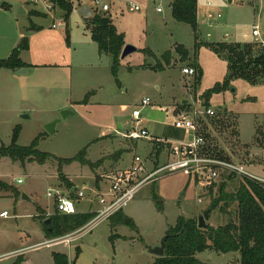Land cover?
Returning <instances> with one entry per match:
<instances>
[{"label": "rangeland", "instance_id": "rangeland-1", "mask_svg": "<svg viewBox=\"0 0 264 264\" xmlns=\"http://www.w3.org/2000/svg\"><path fill=\"white\" fill-rule=\"evenodd\" d=\"M70 1L74 10L66 21L63 11L53 7L48 0H0V5L13 7L11 12L0 7V27L55 25L65 45L67 35L71 38L72 31L76 36L81 31L91 33V23L78 12V8L88 7L94 14L108 17L117 33L124 37V48L131 45L136 51L118 61L121 92L115 101L117 107L98 108L87 102L56 111H42L38 105L23 108L11 88H0V147L12 143L14 130L19 127L18 145L28 147L42 137L37 147L41 152L58 159H71L85 151L86 159L96 167L56 159H48L45 164L29 160L15 162L9 158L0 160V181L16 189V193L3 191L0 194V213H9L7 218H0V264H15L20 259L23 260L21 264H56L54 252L67 255L69 264H154L157 258L146 246L159 245L179 217L198 221L200 215L220 200L211 212L208 224L218 228L237 222V203H228L221 197L236 194L244 180L223 174L210 191H205L193 179L176 172L163 174L128 203L122 217L131 219L132 223L125 224V218L119 223L112 216L84 234L80 235L85 227L48 239L41 221L50 217L46 212L40 218L38 216L39 207L48 208L52 215L57 211L55 198L47 196L49 192L68 194L75 185L86 195L77 203V213L95 212L100 209L99 196L108 192L111 186V180L106 174L104 176L106 170L114 175L123 172L132 167L136 156L149 168L156 164L160 168L167 163V151H157L154 141H130L111 131L125 133L138 129L132 117L135 110L143 114L141 128L146 127L152 136L158 131V137L162 130L174 127L179 113L188 116L189 120L196 118L201 131L204 127L212 131L219 150L224 152L220 158L243 163L255 173L264 171V80L252 84L232 78L224 87L229 76L228 59L226 54L209 47L218 43H250L256 52H261L264 47L261 18L264 17V0H198L197 36L191 26L173 19V0H103L100 6L94 0ZM104 4L109 7L106 12L102 9ZM23 6L25 15L19 13ZM132 6H138L139 10L131 11ZM159 8L162 12L157 11ZM255 27L261 32L259 38L252 36ZM196 41L201 44L198 48ZM181 46L189 52L187 61L182 62L176 52ZM168 51L171 52L169 66L163 60ZM104 55L110 61L107 72L115 81L113 59ZM195 62L203 71L198 84L195 76L189 77L182 72ZM163 67L165 71H155ZM88 75L84 77L85 82L90 80ZM218 84L222 85L221 91L208 98L205 94ZM88 94L90 97L93 92ZM145 98L150 99L151 105L142 108ZM207 108L212 109L214 115H202ZM64 110L74 115L63 119ZM152 110L165 115L158 127L150 117ZM216 115L225 120L226 128L213 125L211 120ZM57 120L56 132L51 135L46 126ZM109 133L113 136L104 137ZM99 185L103 192L98 190ZM154 193L163 200V213L155 207ZM24 195L29 200L23 199ZM113 235L117 237L114 243L110 240ZM72 236L75 239L67 243ZM54 240L59 242L46 246L48 241ZM197 258L203 263L239 264L240 254L218 255L206 251Z\"/></svg>", "mask_w": 264, "mask_h": 264}, {"label": "trees", "instance_id": "trees-1", "mask_svg": "<svg viewBox=\"0 0 264 264\" xmlns=\"http://www.w3.org/2000/svg\"><path fill=\"white\" fill-rule=\"evenodd\" d=\"M48 2L53 7H58L63 11L66 21L74 10L70 0H48ZM0 7L3 9L9 8V6L2 4ZM171 13L176 22L191 26L197 36L198 0H173ZM88 21L91 23L92 40L98 44L99 52L111 55L113 59L112 74L119 84L117 66L125 45L124 37L117 33L112 21L104 15L95 13ZM36 29L35 25L30 26V30L34 31ZM67 41H69V34L67 35ZM200 45L196 41L195 47L198 48ZM28 46V39L24 37L7 59H0V69H8L15 72L26 69V65L20 59V54L22 51L27 50ZM209 47L218 53L226 54L228 59L229 76L224 83V87L228 85L229 80L232 78H241L252 84H257L264 80V47L261 52H256L254 45L250 43H218ZM146 52L150 56L153 55L151 51L146 50ZM176 52L180 55L182 62L188 60L189 52L184 46L178 47ZM170 57V51L163 55V60L167 66L170 65ZM191 68L195 70V81L198 84L203 77V71L196 62L191 65ZM155 71H165V68ZM221 89L222 85L218 84L215 89L208 91L205 95L210 98L213 93L220 92ZM89 95L82 103L88 102ZM211 122L216 128H226V122L220 115L214 116ZM19 135L20 128L16 127L12 143L9 146L2 145L0 147V160L9 158L15 162L29 160L45 164L48 159H56L58 162L68 164L79 162L84 166L96 168L95 165L86 159L85 151L80 152L71 159H58L54 155L41 152L37 148L38 141L42 137H38L32 145L22 147L18 145ZM197 135L204 139V144L200 149L201 154L217 159L223 155L222 153L224 152L219 150L216 138L212 131L209 132L207 130V127H204L202 131L198 128ZM155 147L157 151L161 152L163 147L169 148L170 144L167 142H155ZM220 159L225 158L222 157ZM157 167L158 165L156 164L153 168ZM244 181L236 194L226 195L225 197L222 195L221 197L222 200H226L228 203H237V222H229L227 225L218 228L208 225L207 228L200 229L196 219L179 217L175 227H170L168 236L163 239L167 244L165 256L157 258L154 264H204L197 258V255L206 251L218 254L239 253V264H264V189L255 182ZM3 191L16 193L15 188L0 181V194ZM71 195L74 196V193H71ZM152 199L157 211L163 213L165 209L163 200L156 193L152 195ZM219 201H216L209 209H212V211L216 209ZM39 212L40 216L38 218L45 214L40 209ZM122 216L123 211H119L113 218L117 222L123 223L125 216ZM49 217L50 225L47 226L44 223L45 220L41 221V223L45 228L46 236L51 239L85 227L95 217V213L62 215L56 211L54 215ZM116 238V235H113L110 240L114 243ZM52 256L56 264H69L68 257L65 254L54 252ZM21 262H23L22 259L15 264H21Z\"/></svg>", "mask_w": 264, "mask_h": 264}, {"label": "crops", "instance_id": "crops-1", "mask_svg": "<svg viewBox=\"0 0 264 264\" xmlns=\"http://www.w3.org/2000/svg\"><path fill=\"white\" fill-rule=\"evenodd\" d=\"M12 8L9 5V8L5 10L11 12ZM23 8L25 7L23 6ZM82 8H78L79 13ZM83 19L85 18L83 17ZM85 20L88 21L87 19ZM56 30L57 27L55 25L52 27L37 26V29L34 31L30 30V27H0V59H4L2 55L9 57L24 37H27L29 44L28 49L22 51L20 54V59L26 65V69L29 72L19 74L18 71L0 69V88H11L15 98L19 102L18 104L23 106V108L24 106L31 107L33 105L42 107L40 108L42 111H56L66 107L72 108L74 105L82 103L89 92H93V94L88 99V105L97 106L98 108L112 105L117 107L115 101L121 92L120 85H118L116 80L112 81V75L110 77L109 72H107L110 61L109 59H105V55L99 52L98 44L92 40L91 33L79 31L80 35L76 36L72 31L71 38L69 36L68 43L66 42L67 44L64 45L62 35ZM87 75L90 80L85 82L84 77ZM150 117L153 118L152 122L157 127L165 119L164 114L154 110L150 111ZM144 128L147 129L146 127ZM111 131L116 134V130ZM191 132L172 127L162 130L161 136L158 137V131L156 136H152L149 131L152 138L165 139L164 141L173 143L190 142V137L193 133ZM113 133L106 134L104 137L113 136L111 135ZM118 136L121 137L120 135ZM163 150L167 151V162H169L172 159L169 148L163 147ZM105 174L108 176V180L114 175V173L111 174L107 170L104 172V176ZM101 187L102 185H99L97 187L98 190H101ZM101 191L103 192L104 190ZM75 192L79 191L74 185L71 193ZM61 193L72 197L76 205L82 200H77L71 193ZM39 209L46 212L48 216H52L48 208L39 207ZM29 264H32V262Z\"/></svg>", "mask_w": 264, "mask_h": 264}, {"label": "built area", "instance_id": "built-area-1", "mask_svg": "<svg viewBox=\"0 0 264 264\" xmlns=\"http://www.w3.org/2000/svg\"><path fill=\"white\" fill-rule=\"evenodd\" d=\"M94 2L97 6H100L103 0H94ZM102 9L106 12L109 10V7L104 4ZM130 10L138 11L139 7L132 6ZM158 12H162V9L159 8ZM252 36L255 38L261 36V32L257 27L253 29ZM182 72L189 77L195 75V70L191 67L183 68ZM141 104L142 108H147L151 105V101L149 98H145ZM196 114L195 117L197 116ZM201 114L212 116L214 112L212 109H206ZM132 117L137 122L138 129L128 130L125 133L117 132L116 134L131 141L151 140L154 142H167L170 144L169 153L173 161L167 162L160 168L149 169L145 162L140 157L136 156L131 168L123 172H118L111 177L109 191L99 196L100 209L94 212L95 217L85 228L83 227L84 229L81 231L80 235L92 230L101 222L110 219L119 211H123L128 203L132 201L143 188L157 181L163 174L181 172L190 179H193L194 182L205 191H210L214 184L221 179L223 174L228 177L233 176L243 180H250L264 189V171H261L262 174L255 173L250 171L249 167L243 163L228 159L212 158L200 153L201 146L204 144V139L197 135L198 127L195 120L196 118L189 120L188 116L184 115L182 112L179 113L177 120H175L174 127L176 129L192 131L194 133V138L188 143H173L152 138L147 129L141 128L143 114L140 110L133 111ZM18 183H21V180H19ZM47 196L49 198H55L56 210L60 214H77L76 202L72 197L66 196L61 192H56L55 194L49 192ZM85 196L84 191L74 193V197H76L77 200H81L85 198ZM199 203H202L201 199H199ZM8 216L9 213L7 211L0 213V218H7ZM73 237L74 236L68 238L69 240L66 242L70 244L75 239ZM57 242H59V240L48 241L46 246L54 245Z\"/></svg>", "mask_w": 264, "mask_h": 264}, {"label": "water", "instance_id": "water-1", "mask_svg": "<svg viewBox=\"0 0 264 264\" xmlns=\"http://www.w3.org/2000/svg\"><path fill=\"white\" fill-rule=\"evenodd\" d=\"M229 2H231V0H229ZM19 13L22 14V15H25L26 14V10L21 7L20 10H19ZM80 14L83 15V17L87 20L91 19L94 15V13L90 10V8L88 7H84L80 10ZM262 28L264 30V17L262 19ZM136 51V48L131 46V45H127L123 52H122V55H121V58L124 59L126 58L128 55H130L131 53L135 52ZM226 57V56H225ZM227 58V57H226ZM29 70L28 69H22L20 71H18L19 74H26L28 73ZM70 115H73L70 111L68 110H64L63 113H62V116H63V119H66L67 117H69ZM59 124V121H54V122H51L50 124H48L46 126V130L49 134L51 135H54L55 132H56V128ZM74 192V191H73ZM23 199L25 200H29V198L27 196H23ZM212 212V209H207L203 215H200L198 217V227L200 229H205L208 227V220L210 219V214ZM132 222L131 219L129 218H126L125 217V224H130ZM47 226L50 225V219H46L45 222H44ZM168 236V231L166 233V237ZM166 247H167V244L165 241H162L159 245H156V246H146L148 252L153 255L154 257L156 258H163L165 256V251H166Z\"/></svg>", "mask_w": 264, "mask_h": 264}]
</instances>
